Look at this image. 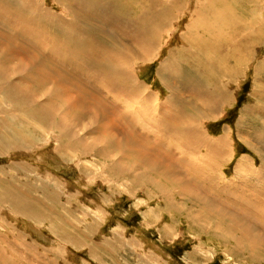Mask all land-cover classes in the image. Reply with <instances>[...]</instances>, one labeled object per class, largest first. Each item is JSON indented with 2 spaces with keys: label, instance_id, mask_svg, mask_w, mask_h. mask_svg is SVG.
Instances as JSON below:
<instances>
[{
  "label": "rangeland",
  "instance_id": "1",
  "mask_svg": "<svg viewBox=\"0 0 264 264\" xmlns=\"http://www.w3.org/2000/svg\"><path fill=\"white\" fill-rule=\"evenodd\" d=\"M95 1L117 4L113 16L138 25L139 15L148 24L160 11L149 0ZM212 1L169 0L173 19L155 29L150 53L126 38L125 65L107 67L80 56L74 34L81 29L72 28L74 48L62 44L73 15L64 2L73 0H1L0 24L11 32L8 23L18 24L13 30L30 48H19L11 33L0 36V192L8 189L2 196L17 201L0 200V264H264V0ZM93 10L97 17L84 12L109 26ZM211 10L231 14L221 17L222 26L202 25ZM226 22L236 34L248 29L254 45ZM208 31L225 40L212 50L187 42L192 33L209 38ZM37 48L60 63L61 74L49 63L41 67ZM66 70L72 76L62 75ZM197 86L216 96L215 108ZM68 96L75 98L70 104ZM159 162L178 171L163 174Z\"/></svg>",
  "mask_w": 264,
  "mask_h": 264
},
{
  "label": "bare ground",
  "instance_id": "2",
  "mask_svg": "<svg viewBox=\"0 0 264 264\" xmlns=\"http://www.w3.org/2000/svg\"><path fill=\"white\" fill-rule=\"evenodd\" d=\"M6 1V0H5ZM19 1H22V0H19ZM116 1V0H115ZM153 5H156V4H159V7L158 6H155L156 8H160V11L159 12H152V14H153V16L151 17V22H149L148 24H146V22L145 21H143L142 19H141V16L142 15H139L138 17H139V20H140V23H141V25H138L136 22H134L135 21V19H132V21H129V20H126V19H123L122 17H120V16H118V14L116 15V16H113V13H114V8L117 6V4H112V3H110V2H108V1H105L106 3H102V4H100V5H98L97 6V3L98 2H96L95 0H73V2H75V3H73V2H70V3H66V2H64L65 3V6H66V9H65V11L67 12V15L69 16V13L70 14H73L71 17V19H69V17H67V22H65L66 24H65V28H66V30H67V32H68V34H70L68 37H66L68 40H65L64 38H63V40L64 41H62V44H64V46L67 48V46H70V48H71V46L73 45V40H76V39H72L71 37L73 36V33H75V32H73L72 31V28H74V31L75 30H80L81 29V31L80 32H78V33H75L74 34V38H77L78 40H81L80 42L78 41V40H76L77 42H78V44H80V48H79V51H78V53L80 54V56H81V54H85V55H88V59L89 60H92V61H98V62H101V63H103V64H106V66L107 67H112V65L113 66H115L116 64L117 65H119L118 67H120V66H122V65H125V61H124V59H122L121 58V56H123V54H124V51H126V47H125V45H126V43L124 42V41H122L123 39L124 40H126V38H127V40H134V42L136 41V43L139 45V48H142L144 51H145V57L148 55V53H150V51L155 47V43L157 42L156 40H155V38H154V36H153V34H154V32H155V29L156 30H158V28L159 27H164V26H166V25H168L171 21H172V16L167 12V11H169V9H171L172 8V6H171V4L169 5V6H167V4L169 3V0H149ZM214 1H216V0H214ZM214 1H212V2H214ZM81 2H82V4H81ZM119 2V1H118ZM0 4H1V0H0ZM163 5L164 7H160V5ZM32 5V4H31ZM225 6V5H224ZM229 6H230V4H229ZM33 8L32 9H34V7H35V5L34 6H32ZM89 7H91V8H93V9H96L99 13L101 12L102 14V18L104 17V18H106L105 20H107V21H105L104 19H102V20H104L105 22H107L108 23V25L109 26H105V25H102L100 22H99V20H101L100 18H99V20H97V19H95L94 17H88V16H86V12H84V9H86V11L87 12H92V13H94V10L93 9H91V8H89ZM96 7V8H95ZM168 9V10H166V8ZM210 7V6H209ZM38 8V7H37ZM0 9H1V13L3 12V11H6V8H2L1 7V5H0ZM111 9H113L112 10V13L111 12H109V10H111ZM9 11H10V8L8 9ZM15 11V10H14ZM34 12H42V11H44V10H42V9H34L33 10ZM120 11H121V9H120ZM49 12H53V11H48L47 13H49ZM104 12H108L110 15H112L111 16V19H108L106 16H105V14H104ZM6 13V12H5ZM10 13H11V11H10ZM9 13V14H10ZM12 13H13V11H12ZM16 14V13H15ZM91 14V13H90ZM95 14V16L97 17V15H96V13H94ZM225 14H231V12L229 11V10H226V11H224V12H222V13H217V11L216 12H214L213 10H211L210 11V13H209V18H208V16H207V18L206 19H204V23H202V25H205V24H208V25H210V23H213V22H216V23H219L221 26H222V24L224 23L223 22V19L221 18V17H223ZM6 15V14H5ZM65 15V14H64ZM63 15V16H64ZM194 15L195 16H197V13L195 12L194 13ZM4 16V15H3ZM3 16H1V17H3ZM43 16V15H42ZM48 16L50 17L48 20H49V22H50V25H52L53 27H56V28H58L59 30H60V26L58 27L57 26V24H56V22L54 21V18L52 17V16H50L49 14H48ZM94 16V15H93ZM99 16V15H98ZM109 16V15H108ZM44 17V16H43ZM57 17V16H56ZM74 17V18H73ZM110 17V16H109ZM147 17H149V16H146L145 17V20H148L147 19ZM228 17V16H227ZM7 18V17H6ZM5 18V19H6ZM254 18H256V17H254ZM5 19H3L4 20V22H6V20ZM26 19V18H25ZM2 20V19H1ZM17 20V19H16ZM57 20H58V17H57ZM253 20H257V19H253ZM45 21H47V19H45ZM61 21V20H60ZM104 21H103V23H104ZM110 21V22H109ZM10 22V21H9ZM12 22V21H11ZM18 22V21H17ZM16 22V23H17ZM195 22V21H194ZM258 22V21H257ZM19 23V22H18ZM21 23V22H20ZM19 23V24H20ZM24 23V22H23ZM23 23H21V24H23ZM29 23V22H28ZM32 23V26L33 25H35V29L36 30H38L37 32L35 31V30H33V31H35L36 32V34L37 33H40V35H41V31L39 32V27H37L39 24H35L34 22H31ZM34 23V24H33ZM37 23V22H36ZM64 23V22H63ZM119 23H120V25H119ZM248 23V22H247ZM14 23H8V25L9 26H11V28H12V32L11 31H8L7 29L5 30V28H4V24H0V36L2 37V38H7L8 37V34H12V36H14L15 37V39H17V42H19L20 43V46H19V48H30V42H27V40L24 38V37H22V35H21V33H16L17 32V30H13V29H17V27H19V25L17 26L16 24H14L15 25V27H14V25H13ZM87 24H90L91 25V28H85V25H87ZM195 24V23H194ZM248 24H250V23H248ZM26 25V24H25ZM25 25H23V26H25ZM29 25V24H28ZM59 25V24H58ZM94 25V26H93ZM198 25H200L199 23H198ZM247 25V24H246ZM88 26V25H87ZM190 26V25H189ZM195 26V25H194ZM228 29H229V32L231 33V31L233 32V33H231V34H235V36L240 40V38L239 37H241V35H244L243 37H245V38H247V39H249V41L251 42V44H250V46H253L254 45V39H252L253 37H251V36H245V35H247V34H249L250 33V31H241V30H238V33L236 34V31H237V29L231 24V23H228V22H226V25H225ZM239 26V25H238ZM111 27V30H114L113 28H117V31H114L115 33H113V32H111V30H109V28ZM191 27V26H190ZM196 27V26H195ZM209 27V26H208ZM237 27V26H236ZM251 27V26H250ZM26 27H24V29H25ZM28 28V27H27ZM26 28V30L28 31L29 30V28L27 29ZM34 28V27H33ZM132 28L134 29V31H132ZM205 28V27H204ZM223 28V27H222ZM245 28V27H244ZM207 29H209V28H207ZM207 29H204V30H207ZM241 29H243V28H241ZM260 29V28H259ZM19 30H21V29H19ZM23 30V29H22ZM187 30V29H186ZM244 30V29H243ZM30 31V30H29ZM86 31H90L91 33H90V38L91 39H93V40H91L90 38L89 39H86V38H84V33L86 32ZM20 32V31H19ZM24 32V31H23ZM22 32V33H23ZM32 31H30V33H31ZM206 32V31H205ZM208 32H210V33H212L211 35H210V37L209 38H205L204 36H201V35H198V39L196 40V37H195V35H193L194 33H192V35H190V40H187V42H191V44L194 46V48L196 49H200V50H205V48H206V50H207V48H209V50H212V49H210V47H212L213 45H215V44H220L221 42H223L225 39H221L218 35H217V33L216 32H212V31H208ZM217 32H219L221 35H222V31H217ZM26 33V32H25ZM24 33V34H25ZM29 33V34H30ZM252 33V32H251ZM256 33V32H255ZM27 34V33H26ZM32 35H33V33H31ZM35 34V33H34ZM42 34H43V32H42ZM115 34V35H114ZM19 35H21V36H19ZM28 35V34H27ZM84 35V36H83ZM113 37H112V36ZM34 36V35H33ZM122 37V39L120 38V39H118V37ZM206 36V35H205ZM86 37V36H85ZM111 37V38H110ZM114 37H117V38H114ZM262 37V36H261ZM244 38V39H245ZM1 39V38H0ZM9 39V38H8ZM237 39V40H238ZM246 39V40H247ZM213 40V41H212ZM223 40V41H222ZM238 40V41H239ZM184 41V40H183ZM228 41V40H227ZM41 44L42 45H44V46H46V47H49V42H47V41H45L44 39H42L41 40ZM82 42V43H81ZM245 42V41H244ZM249 42V43H250ZM24 43H26V44H24ZM115 43H117V45L118 44H121L122 45V47H123V49L122 48H120V46L118 47V46H115ZM248 43V42H247ZM243 44V43H242ZM7 45V44H6ZM247 45V44H246ZM8 47H9V45H7ZM203 46H205V48L203 49ZM243 46H244V44H243ZM72 48H74V46H72ZM37 50V54H38V58H40L41 59V63L40 62H38V63H40L41 64V67H47V66H49L50 64H51V67H56V71H59L60 72V74H61V71H60V69H58V68H62V66L60 65V63H57V62H55V61H53V57L51 58V56H47V54H45V51L41 48H37L36 49ZM215 51V50H214ZM8 52H10V54H14V53H16L17 51H13V50H9ZM202 52H204V51H202ZM138 53V52H137ZM207 53V52H206ZM219 54H221V53H218V55ZM68 57H69V54L67 53L66 54ZM206 55H208V53L206 54ZM212 55V54H211ZM217 55V56H218ZM240 55V54H239ZM244 55V54H243ZM213 56V55H212ZM211 56V57H212ZM245 56V55H244ZM113 57L115 58V62L113 63V62H110V61H114V59H113ZM144 57V56H143ZM210 57V58H211ZM214 57H216V56H214ZM221 58V57H220ZM225 58V57H224ZM214 59V58H213ZM200 60V59H199ZM201 60H202V58H201ZM204 60H206V59H204ZM203 60V61H204ZM217 60H218V58H217ZM216 60V61H217ZM223 60V59H222ZM207 61V60H206ZM51 62H53V64L51 63ZM175 62V61H174ZM214 62H215V60H214ZM29 63V65H34V63H30V62H28ZM46 63H49V65L48 64H46ZM116 63V64H115ZM224 63V62H223ZM202 64V63H201ZM200 64V65H201ZM207 64V62L205 63V65ZM169 65V64H168ZM221 65V64H220ZM226 65V64H225ZM34 66H36V65H34ZM170 66V65H169ZM179 66V65H178ZM117 67V66H116ZM114 68V67H113ZM223 68V73L225 74V75H227V76H230V74H229V72H228V70H227V68L224 66V67H222ZM225 68V69H224ZM67 72L66 73H63L62 75H65V76H67V77H70V76H72V75H70L69 76V71L68 70H66ZM167 71H170L168 68H167ZM199 71V70H198ZM123 72V69H121V72L120 73H122ZM169 73V72H168ZM171 74V73H170ZM200 74H201V71H200V73L198 74V76H200ZM97 76V75H96ZM95 76V77H96ZM110 76V75H109ZM122 76H123V74H122ZM173 76V75H172ZM197 76V75H196ZM73 77H74V75H73ZM108 77V76H107ZM114 78V77H113ZM173 78V77H172ZM104 80V79H103ZM111 80V79H110ZM109 80V81H110ZM97 82H98V80H96ZM100 81V80H99ZM105 81V80H104ZM108 81V80H107ZM113 80H111V82H112ZM114 81H115V79H114ZM114 81H113V83H114ZM77 80H74V83L75 84H77ZM92 82H95L94 80L92 81ZM96 82V83H97ZM111 82H108V83H111ZM85 84V83H84ZM112 84V83H111ZM125 84V83H124ZM14 85V84H13ZM100 85V84H99ZM106 85V84H105ZM113 85V84H112ZM80 86V85H79ZM87 86H89V85H87ZM116 86H119V84L118 85H115V87ZM15 87V86H14ZM102 87V86H101ZM120 88V87H119ZM118 88V89H119ZM122 88V87H121ZM194 88V90L195 91H198V93H201V94H203L204 95V101H205V103L207 104V106H210L212 109L213 108H215L216 107V105H217V103L218 102H220V101H218V100H215V98L214 97H216V96H214L212 93H210L209 92V90H208V93H206V91L204 92V90H205V87H202V86H197V88H195V87H193ZM116 89H117V87H116ZM123 89V88H122ZM174 89V88H173ZM209 89V88H208ZM81 93L79 94V95H81L82 97H84V95H83V93L84 94H86V93H88V92H86V90H85V88L83 87V86H81ZM93 90V89H92ZM110 90V89H109ZM88 91V90H87ZM105 91V90H104ZM125 91V90H124ZM3 92H5L3 89H2V87L0 88V93H3ZM74 92V91H73ZM99 92V91H98ZM96 93V92H95ZM119 93V92H118ZM117 93V94H118ZM123 93V92H122ZM75 94H76V92H75ZM100 94V93H99ZM108 94H109V92H108ZM116 94V95H117ZM97 95H98V93H97ZM113 95H115V93L113 94ZM115 95V96H116ZM118 95H121V94H118ZM125 95V94H124ZM127 95V94H126ZM211 95V96H210ZM75 96V95H74ZM76 96H78V95H76ZM75 96V97H76ZM99 96V95H98ZM101 96H103V95H101ZM109 96V95H108ZM112 96V95H111ZM214 96V97H213ZM79 97V96H78ZM81 97V98H82ZM96 97V96H95ZM123 97H125V96H123ZM128 97V96H127ZM67 98V97H66ZM74 98V97H73ZM71 96H68V98H67V102L70 104V100L71 99H73ZM93 98V97H92ZM110 98H112V97H110ZM121 98V97H120ZM82 99H84V98H82ZM95 99V98H94ZM115 99H116V97H115ZM124 99V98H123ZM128 99V98H127ZM74 100H75V98H74ZM85 100V99H84ZM84 100H82V102L81 103H84L83 101ZM90 100H92V99H90ZM110 100V99H109ZM117 100H119V102H120V99H117ZM125 100V99H124ZM123 100V101H124ZM142 100V99H141ZM214 100V101H213ZM77 101V100H76ZM123 101H122V103H123ZM127 101V100H126ZM139 101V100H138ZM39 102V101H38ZM79 102V100L77 101V105L79 104L78 103ZM86 102V101H85ZM88 102V101H87ZM89 102H91V101H89ZM118 102V103H119ZM214 102V103H213ZM80 103V104H81ZM143 103V102H142ZM213 103V104H212ZM127 104H129V103H127ZM146 104V103H145ZM76 105V106H77ZM86 105V104H85ZM111 105V104H110ZM116 105V104H115ZM119 105H121V104H119ZM125 105H126V103H125ZM70 106V105H69ZM82 106V105H81ZM80 106V107H81ZM83 106H84V104H83ZM159 106V105H158ZM79 107V106H78ZM105 108H106V106H104ZM109 107V106H108ZM120 107V106H119ZM125 107V106H124ZM140 107H142L143 108V106L141 105ZM170 107L171 108H173L174 107V105H171L170 104ZM57 108V107H56ZM158 108V107H157ZM64 109H65V107H64ZM71 109H73V108H71ZM113 109V108H112ZM131 109V108H130ZM133 109V108H132ZM180 109V108H179ZM108 110V109H107ZM114 111H115V109H113ZM119 110H121V109H119ZM129 110V109H128ZM93 111V110H92ZM97 111V110H96ZM109 111V110H108ZM56 112V111H55ZM55 112H53L54 114H55ZM87 112V111H86ZM95 112V111H94ZM104 112H105V109H104ZM116 112V111H115ZM114 112V113H115ZM118 112V111H117ZM120 112H122V110L120 111ZM137 112V111H136ZM205 112V111H204ZM96 113V112H95ZM99 113V112H98ZM98 113H96V114H98ZM59 114V113H58ZM83 114L85 115V111L83 112ZM87 114V113H86ZM103 114V113H102ZM109 114V113H108ZM122 114V113H121ZM167 115H168V113H166ZM56 115H57V113H56ZM82 115V114H81ZM101 115V114H100ZM110 115V114H109ZM112 115V114H111ZM119 115V114H118ZM162 115V114H161ZM98 115H96V118H94V119H100L101 121H98V123L99 122H102V118L104 117H101V118H98L97 117ZM156 116V115H155ZM91 117V116H90ZM119 117H121V116H119ZM157 117V116H156ZM163 117V116H162ZM183 117H184V115H183ZM142 118V117H141ZM150 118H151V116H150ZM160 118V117H159ZM61 119V118H60ZM59 119V120H60ZM108 119V118H107ZM129 119V118H128ZM149 119V118H148ZM68 120V119H67ZM104 120V119H103ZM154 120V119H153ZM65 122H66V120H64ZM69 121V120H68ZM109 121H110V119H109ZM112 121V120H111ZM118 121H120V120H118ZM125 121V120H124ZM123 121V122H124ZM159 121H160V119H159ZM182 121V118L180 117V122ZM194 121V120H193ZM75 122V121H74ZM106 122H108V121H106ZM121 122V121H120ZM128 122V121H127ZM133 122H134V120H133ZM143 122H145V121H143ZM147 122V121H146ZM158 121H156V123H157ZM162 122V121H161ZM160 122V124L162 125L163 123H161ZM175 122V121H174ZM185 122V121H184ZM187 122H188V120H187ZM68 124H69V122H67ZM66 123V124H67ZM71 123H72V121H71ZM140 123V122H139ZM148 124H149V122H147ZM147 123H145V124H147ZM172 123V122H171ZM182 123V122H181ZM186 123V122H185ZM189 123V122H188ZM62 124H63V122H62ZM61 124V125H62ZM107 124V123H106ZM135 124V123H134ZM144 124V123H143ZM147 124V125H148ZM152 124H154V123H152ZM173 124V123H172ZM175 124V123H174ZM183 124V123H182ZM187 124V123H186ZM76 125V124H75ZM102 125H105V124H103L102 123ZM115 125L116 124H114V127H115ZM121 125V124H120ZM136 125H138V124H136ZM155 125V124H154ZM190 125V124H189ZM64 126V125H63ZM99 126H100V124H99ZM111 127H112V125H110ZM140 126V125H139ZM157 126H158V124H157ZM100 127H102V126H100ZM108 127V126H107ZM138 127V126H137ZM148 127V126H147ZM159 127H160V125H159ZM171 127V126H170ZM58 128V127H57ZM75 128V127H74ZM105 128V127H104ZM113 128V127H112ZM182 128H184V126L182 127ZM181 128V132L183 131V129ZM5 131V130H4ZM117 131V130H116ZM158 131V130H157ZM177 131V130H176ZM186 131V130H185ZM108 132V131H107ZM6 133V132H5ZM89 133V132H88ZM110 133V132H109ZM108 133V134H109ZM111 133L113 134L114 133V130H113V132L111 131ZM172 133H173V130H172ZM180 133V132H179ZM187 133V132H186ZM135 134V133H134ZM133 134V135H134ZM139 134V133H138ZM175 134H177V133H175ZM181 134H184V132L183 133H181ZM189 134V133H188ZM3 135V134H2ZM11 135V133H8L7 132V138L9 137ZM104 135V134H103ZM105 135H107V134H105ZM115 135V134H114ZM108 137H109V135H107ZM110 136L112 137L113 135H111L110 134ZM116 136V135H115ZM115 136H113L114 138H115ZM135 136V135H134ZM137 136V135H136ZM187 135H185V137H186ZM189 136V135H188ZM190 137V136H189ZM194 137V136H193ZM192 137V138H193ZM106 138V137H105ZM104 138V139H105ZM110 138V137H109ZM113 138V141L115 140ZM138 138H140V137H138ZM137 138V139H138ZM142 138V137H141ZM173 138V137H172ZM1 139H2V137H1ZM108 139V138H107ZM135 139H136V137H135ZM175 139V138H174ZM111 140V139H110ZM122 140V139H121ZM139 140V139H138ZM137 140V141H138ZM141 140V139H140ZM198 140V139H197ZM95 141V140H94ZM105 141V140H104ZM193 141V140H192ZM115 142V141H114ZM140 142V141H139ZM138 142V143H139ZM185 142V141H184ZM198 143H199V140L197 141ZM99 143H100V141H99ZM108 143V142H107ZM128 143V142H127ZM130 143V142H129ZM128 143V144H129ZM146 143V142H145ZM197 143V144H198ZM106 144V143H105ZM141 146L142 145H144L143 143H142V140H141ZM139 144V145H140ZM147 144V143H146ZM187 144V143H186ZM189 145H190V143H188ZM196 144V145H197ZM118 145V144H117ZM193 145V144H192ZM196 145H194V146H192V147H195ZM101 146V145H100ZM126 146V145H125ZM124 146V147H125ZM145 146V145H144ZM146 147V146H145ZM121 148H123V146H121ZM127 148V147H126ZM125 148V150H127ZM221 148V147H220ZM138 149V148H137ZM142 149V148H141ZM105 150V149H104ZM144 153H146V152H144ZM106 154V153H105ZM124 154V153H123ZM166 154V153H165ZM103 155V154H102ZM138 155V154H137ZM144 155V154H143ZM146 155V154H145ZM143 156V157H145L146 158V156ZM164 155V154H163ZM131 156V155H130ZM137 157V156H136ZM148 157V156H147ZM165 157V156H164ZM124 158V157H123ZM126 158V157H125ZM138 158V157H137ZM143 159V161L145 162L147 159ZM159 158H162L161 160H164V158L162 157V154H160V155H158V160H159ZM156 160H157V158H156ZM157 160V161H158ZM155 161H153V165L154 164H156V163H154ZM160 163V162H159ZM149 164H151V163H149ZM149 164H148V166H149ZM172 164V163H171ZM171 164H167V163H165V164H163V162H162V164L160 163V165L159 166H164V168H165V170H167V171H164V173L163 174H169V172H171V171H175V172H177L178 170L175 168V167H173ZM185 165V164H184ZM155 166H157V165H155ZM154 166V167H155ZM188 167V166H187ZM158 168V167H157ZM173 170H172V169ZM161 172V171H160ZM174 175H176V173L174 174ZM178 177V176H177ZM183 177V176H182ZM176 178V177H175ZM179 179V178H178ZM176 180V182H179V183H181V181L180 180ZM185 182H188L186 179L184 180ZM184 181H183V185L185 184L184 183ZM2 190H4V192H6V191H9L8 189H2ZM4 192H0V200H1V202H2V200H3V197L8 201V203H11L12 205H14V202H15V197L13 196L14 194H12V193H9V194H6V196H2V194H4ZM16 194V193H15ZM231 198V197H230ZM17 202V201H16ZM15 202V203H16ZM18 204V203H17ZM225 206V205H224ZM250 206V205H249ZM248 206V207H249ZM227 207V206H226ZM232 209V208H231ZM262 211V210H261ZM230 212V211H229ZM221 216V215H220ZM254 227H255V225H254ZM251 236V235H250ZM253 240V239H252ZM251 242V241H250ZM254 244H255V242H253L252 243V246H254ZM250 245V244H249Z\"/></svg>",
  "mask_w": 264,
  "mask_h": 264
}]
</instances>
